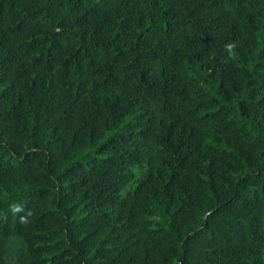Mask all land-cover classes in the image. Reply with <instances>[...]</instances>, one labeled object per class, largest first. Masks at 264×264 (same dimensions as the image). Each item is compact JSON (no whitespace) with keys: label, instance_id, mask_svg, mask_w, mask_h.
<instances>
[{"label":"trees","instance_id":"trees-1","mask_svg":"<svg viewBox=\"0 0 264 264\" xmlns=\"http://www.w3.org/2000/svg\"><path fill=\"white\" fill-rule=\"evenodd\" d=\"M11 241L264 264V0H0V264Z\"/></svg>","mask_w":264,"mask_h":264},{"label":"rangeland","instance_id":"rangeland-1","mask_svg":"<svg viewBox=\"0 0 264 264\" xmlns=\"http://www.w3.org/2000/svg\"><path fill=\"white\" fill-rule=\"evenodd\" d=\"M21 245L18 241H11L9 242L4 257L11 261L13 264H15V260H16V253L15 251L17 250V248H19Z\"/></svg>","mask_w":264,"mask_h":264},{"label":"clouds","instance_id":"clouds-1","mask_svg":"<svg viewBox=\"0 0 264 264\" xmlns=\"http://www.w3.org/2000/svg\"><path fill=\"white\" fill-rule=\"evenodd\" d=\"M226 47H227L228 51L231 52L232 49L235 47V45L232 44V43H230V44H228Z\"/></svg>","mask_w":264,"mask_h":264}]
</instances>
